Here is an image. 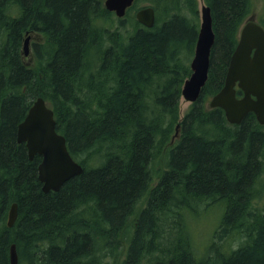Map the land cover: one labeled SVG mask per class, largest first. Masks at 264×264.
I'll return each instance as SVG.
<instances>
[{
  "label": "trees",
  "instance_id": "obj_1",
  "mask_svg": "<svg viewBox=\"0 0 264 264\" xmlns=\"http://www.w3.org/2000/svg\"><path fill=\"white\" fill-rule=\"evenodd\" d=\"M103 1L0 0V264L12 243L19 264H264V126L253 112L231 124L205 105L253 1L203 0L214 31L208 77L181 118L198 1L134 0L121 18ZM142 2L152 27L135 18ZM257 21L264 27V0ZM34 33L42 40L29 63L22 45ZM38 96L83 167L57 191L42 190L41 156L30 160L16 140ZM213 203L223 212L200 253L188 217Z\"/></svg>",
  "mask_w": 264,
  "mask_h": 264
},
{
  "label": "water",
  "instance_id": "obj_2",
  "mask_svg": "<svg viewBox=\"0 0 264 264\" xmlns=\"http://www.w3.org/2000/svg\"><path fill=\"white\" fill-rule=\"evenodd\" d=\"M134 0H104V8L116 17H123ZM200 23L192 58L190 74L184 79L181 96L185 101L195 102L204 86L210 65V53L214 43V31L210 7L200 6ZM136 20L145 27L155 23V11L151 5L135 11ZM30 35L25 36L22 55H29ZM237 88L242 92L237 95ZM210 108L220 107L226 120L239 124L253 112L257 122L264 126V27L253 17L245 21L239 30L236 47L227 65L222 87L209 101ZM179 125L175 127L177 136ZM17 142H24L29 159L41 156L38 164V179L44 192L57 191L65 181L79 175L83 167L70 154L64 135L56 130V121L51 107L42 96L34 99L26 115L18 123ZM17 217V204L13 202L8 212L7 225L11 226ZM9 264H19L16 246L9 248Z\"/></svg>",
  "mask_w": 264,
  "mask_h": 264
},
{
  "label": "rangeland",
  "instance_id": "obj_3",
  "mask_svg": "<svg viewBox=\"0 0 264 264\" xmlns=\"http://www.w3.org/2000/svg\"><path fill=\"white\" fill-rule=\"evenodd\" d=\"M198 1V10L200 9V6L204 3L203 0H197ZM253 1V9L252 12L249 13L248 17H253L257 20V17L259 15V12L261 10L262 0H252ZM148 5L146 2H142L140 4L136 5L137 7H143ZM138 9V8H137ZM135 9V11L137 10ZM116 17V16H115ZM199 20H200V11H199ZM246 20V19H245ZM244 20V21H245ZM247 21V20H246ZM117 23V22H116ZM30 35L29 39V55L23 56V59L30 63V59H32V42L33 41H40L42 40V36L40 34H27ZM26 36V35H25ZM24 36V38H25ZM193 55V54H192ZM192 56H190L191 60ZM190 60L188 63H190ZM211 96L207 97L205 101V105L208 106V101ZM191 103L188 101H185L183 98H180L179 100V117L181 118L184 113L189 109ZM257 191L260 192V197L256 199L257 205L259 207H263L264 205V173L259 178V183L256 186ZM223 212V206L220 203H213L206 207H201L197 213H193L189 215L188 217V223L189 226L192 228V233L194 236V244L197 250L201 253L206 250L205 248L209 245L210 241L213 238V232L218 224V220L221 217V214ZM131 230V222L127 224V226L124 228V231L130 232ZM127 232H125V235ZM224 248V247H223ZM205 249V250H204ZM228 248H225L227 250ZM204 250V251H203ZM219 251H222V249H218ZM229 251V250H228ZM208 252H211L210 250ZM198 253V252H197Z\"/></svg>",
  "mask_w": 264,
  "mask_h": 264
},
{
  "label": "flooded vegetation",
  "instance_id": "obj_4",
  "mask_svg": "<svg viewBox=\"0 0 264 264\" xmlns=\"http://www.w3.org/2000/svg\"><path fill=\"white\" fill-rule=\"evenodd\" d=\"M246 20H249V17H248V18H246ZM246 20H245V21H246ZM237 89H238V88H237ZM238 96H241V95H238Z\"/></svg>",
  "mask_w": 264,
  "mask_h": 264
},
{
  "label": "bare ground",
  "instance_id": "obj_5",
  "mask_svg": "<svg viewBox=\"0 0 264 264\" xmlns=\"http://www.w3.org/2000/svg\"><path fill=\"white\" fill-rule=\"evenodd\" d=\"M84 214V213H83ZM83 220H84V218H83ZM121 233V232H120ZM113 246V245H112Z\"/></svg>",
  "mask_w": 264,
  "mask_h": 264
}]
</instances>
